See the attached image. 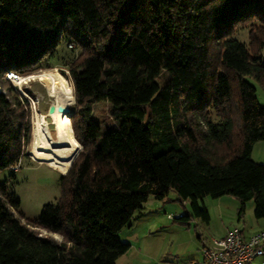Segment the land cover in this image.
Segmentation results:
<instances>
[{"label": "trees", "instance_id": "obj_1", "mask_svg": "<svg viewBox=\"0 0 264 264\" xmlns=\"http://www.w3.org/2000/svg\"><path fill=\"white\" fill-rule=\"evenodd\" d=\"M239 27L247 44L233 36ZM62 43L77 51L65 61ZM263 50L264 0H0V170L31 140L29 105L9 71L60 59L82 143L60 196L34 220L0 183V264H117L130 248L117 232L150 195L171 190L205 221L199 199L224 194L240 212L253 199L264 218V162L252 157L264 105L248 79L264 87ZM101 101L109 122L94 116Z\"/></svg>", "mask_w": 264, "mask_h": 264}, {"label": "rangeland", "instance_id": "obj_2", "mask_svg": "<svg viewBox=\"0 0 264 264\" xmlns=\"http://www.w3.org/2000/svg\"><path fill=\"white\" fill-rule=\"evenodd\" d=\"M233 36L247 44L249 42L248 27H239ZM60 47L59 57L66 56L62 58V61L73 57V54L77 52L70 51V47L63 43ZM55 68L69 81L70 96L73 98L69 117L75 136V116H71L77 110L76 97L75 99L73 97L75 96L74 85L68 68L62 64L60 59L45 60L42 67L26 74H20V76L28 75L22 84L16 79L14 81L13 78H9L12 86L24 96L29 105L31 140L26 145L25 155L20 162L13 165L12 168L0 170V183L6 182L8 191L19 197L20 205L15 212L22 213L27 222L36 219L43 206L46 203L55 202L61 194L60 176L64 173L47 163L46 154L33 152L32 140L35 110L47 111L49 94L45 85L37 77L30 76L43 70ZM248 79L255 84L258 100L264 105V87L252 77H248ZM93 113L100 121H111L107 102L96 103ZM211 116H215L213 111ZM47 119L52 122L51 117L48 116ZM50 125L53 127V124ZM80 144L73 160L82 148V143L80 142ZM252 157L254 160H264V139L257 141ZM190 202V200L180 199L174 190H171L163 199L150 195L143 208L136 212L131 224L117 232L123 242L130 243V248L118 257L117 264H188L197 253L202 231L205 230L203 238L210 239L212 236H221L224 230L231 226H239L247 230L264 226V218H257L254 215L253 199L246 201L244 211L240 212L241 202L238 197L232 194H224L219 197L206 195L199 199V203L208 209L209 221L200 217H194L191 221L175 218V215L180 212L182 214L193 213ZM39 232L61 239V235L58 233H50L43 229Z\"/></svg>", "mask_w": 264, "mask_h": 264}, {"label": "bare ground", "instance_id": "obj_3", "mask_svg": "<svg viewBox=\"0 0 264 264\" xmlns=\"http://www.w3.org/2000/svg\"><path fill=\"white\" fill-rule=\"evenodd\" d=\"M30 77H37L47 88L49 104L70 105L73 98L70 96L69 81L55 68L43 70ZM28 75L17 74L14 81L23 83ZM53 120L49 122L47 117ZM50 124H53L51 127ZM81 144L73 134L71 120L68 114L55 109L54 112H40L35 110L33 126V152L46 154L47 163L63 173H66Z\"/></svg>", "mask_w": 264, "mask_h": 264}, {"label": "built area", "instance_id": "obj_4", "mask_svg": "<svg viewBox=\"0 0 264 264\" xmlns=\"http://www.w3.org/2000/svg\"><path fill=\"white\" fill-rule=\"evenodd\" d=\"M16 76L12 71L7 73L10 79ZM201 251L191 264H258V258L259 264H264V228L245 236L241 227L233 226L224 236H212Z\"/></svg>", "mask_w": 264, "mask_h": 264}, {"label": "crops", "instance_id": "obj_5", "mask_svg": "<svg viewBox=\"0 0 264 264\" xmlns=\"http://www.w3.org/2000/svg\"><path fill=\"white\" fill-rule=\"evenodd\" d=\"M257 143V142H256ZM256 143L254 144V147H253V150H252V156H253V153H254V150H255V145H256ZM256 161H258V160H256ZM260 162H264V160H259ZM180 213H182V212H180ZM194 217H196V216H194L192 213H190V214H187V216H186V220L187 221H191V219L192 218H194ZM233 226H231V227H228L226 230H224V232L221 234V236H224L226 233H227V231L230 229V228H232ZM262 228H264V226H261V228H257V229H253V230H247V229H243V233H244V235L245 236H248V235H250L251 233H253L254 231H257V230H260V229H262ZM205 231V230H204ZM204 231H202L201 233V235H200V237H199V239H200V241H199V245H198V250H197V253L193 256V258L190 260V262L188 263V264H190L191 263V261L192 260H194V259H196V258H199L200 256H201V249H202V246L208 241V240H210V239H208V238H203V232ZM260 261H261V258H258L257 259V262H258V264L260 263Z\"/></svg>", "mask_w": 264, "mask_h": 264}, {"label": "water", "instance_id": "obj_6", "mask_svg": "<svg viewBox=\"0 0 264 264\" xmlns=\"http://www.w3.org/2000/svg\"><path fill=\"white\" fill-rule=\"evenodd\" d=\"M55 109H58L60 112L62 113H65V114H70L71 112V108L68 106V105H63V104H59V105H56L54 103H51L49 106H48V113L49 112H54ZM52 120V119H51ZM53 121V120H52ZM79 150V149H78ZM176 217H179V216H176Z\"/></svg>", "mask_w": 264, "mask_h": 264}]
</instances>
